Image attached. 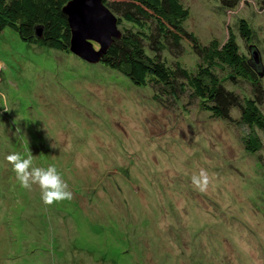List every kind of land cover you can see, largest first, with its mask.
I'll return each mask as SVG.
<instances>
[{
	"label": "rangeland",
	"instance_id": "374dc122",
	"mask_svg": "<svg viewBox=\"0 0 264 264\" xmlns=\"http://www.w3.org/2000/svg\"><path fill=\"white\" fill-rule=\"evenodd\" d=\"M182 2L184 29L204 44L232 35L245 59L252 44L264 71V0ZM186 102L161 107L150 87L3 30L0 264H264V167L240 131ZM11 153L54 165L73 198L45 205L38 186H20ZM201 169L203 192L191 182Z\"/></svg>",
	"mask_w": 264,
	"mask_h": 264
},
{
	"label": "trees",
	"instance_id": "16d2710c",
	"mask_svg": "<svg viewBox=\"0 0 264 264\" xmlns=\"http://www.w3.org/2000/svg\"><path fill=\"white\" fill-rule=\"evenodd\" d=\"M69 1L0 0V33L9 28L27 45L68 53L71 34L62 9ZM218 1L228 7L235 5V0ZM103 3L118 20L117 28L124 26L98 64L137 88L150 87L161 107L171 108L184 99L187 104L196 103L211 119L240 131L243 148L258 155L264 167L258 135L264 134V88L233 36L226 42L208 38L202 43L184 29L189 9L182 0ZM237 26L243 41L252 42L246 22L239 20ZM36 29H40L39 36ZM187 52L190 63L183 59Z\"/></svg>",
	"mask_w": 264,
	"mask_h": 264
},
{
	"label": "water",
	"instance_id": "95a60500",
	"mask_svg": "<svg viewBox=\"0 0 264 264\" xmlns=\"http://www.w3.org/2000/svg\"><path fill=\"white\" fill-rule=\"evenodd\" d=\"M71 34L69 52L88 64L99 63L102 54L120 37L118 20L103 0H70L62 9ZM40 29H36L39 36ZM94 44L98 46L94 48ZM248 65L262 78L264 71L256 48H249Z\"/></svg>",
	"mask_w": 264,
	"mask_h": 264
},
{
	"label": "clouds",
	"instance_id": "9594fccd",
	"mask_svg": "<svg viewBox=\"0 0 264 264\" xmlns=\"http://www.w3.org/2000/svg\"><path fill=\"white\" fill-rule=\"evenodd\" d=\"M6 161L12 166L16 179L22 188L31 190L33 185L38 186L41 199L45 205L71 200L72 191L64 182L54 165L46 169L33 166V156H22L20 153H11L5 157ZM191 182L196 189L206 191L210 178L206 170L201 169L199 174H193Z\"/></svg>",
	"mask_w": 264,
	"mask_h": 264
}]
</instances>
